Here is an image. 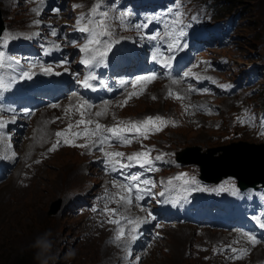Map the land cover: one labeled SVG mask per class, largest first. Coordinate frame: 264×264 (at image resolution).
I'll return each instance as SVG.
<instances>
[{"label": "rangeland", "instance_id": "obj_1", "mask_svg": "<svg viewBox=\"0 0 264 264\" xmlns=\"http://www.w3.org/2000/svg\"><path fill=\"white\" fill-rule=\"evenodd\" d=\"M221 1V6L230 5L237 7V12L241 10L247 21L246 28L238 31V29L244 27L243 18L235 14L231 20L234 37L228 38V40L234 46L226 50L234 60L231 64L235 65V62L242 63L244 60H251L252 57L250 56L257 50L261 54L260 57L263 61L264 0ZM21 10L25 14V9L22 5L19 4L14 7L13 0H0V21L3 25H7L9 17L4 14L11 16L16 14L15 17H19L21 13L18 12ZM247 30H252V33L245 35L244 32ZM206 37L208 39L212 38L210 35H206ZM192 39L198 44L205 42L199 36H192ZM262 68L264 69V64ZM239 73V69L235 67L230 72V75L236 77L237 80ZM156 87L157 84H153L151 89ZM178 89V94L184 97L188 96L185 88ZM234 94L237 95L236 92L232 93V95ZM166 96L162 91L149 90L148 94L139 95L133 101L135 102L133 105L124 107L122 110L129 113H141L144 111L162 110L163 108H175L173 106L174 103L164 101ZM190 96H193V94H190ZM150 97H152V100ZM222 99L223 97L218 98L215 96L218 107L228 105L225 101L221 102L220 100ZM137 100L139 101L137 102ZM258 100L264 102V94L259 95ZM0 102H3L1 97ZM205 102L206 97L204 95H201L196 100L197 105L201 103L203 106ZM104 106L105 103L99 104L91 107L89 111L95 113ZM41 109L43 112H48L47 108ZM50 112L52 111L48 113ZM63 115L65 116V113ZM53 116L59 117L60 114L55 112ZM194 116L201 124H198L197 121H191L188 127L167 125V132L157 133L154 141L160 143L171 142L176 149L191 147L189 149L192 152H187L186 154L192 157L197 156L195 153H198V151L206 152L208 148L216 146L217 148L214 147L211 153L219 155L218 153L221 151L219 134L225 132V130L211 127L209 123H205L204 113L194 112ZM72 117H76V113L73 112ZM98 118L105 121L104 116ZM107 119L110 123L105 122L106 126H112L115 124L117 117L111 118L108 115ZM30 124L27 127H30ZM52 125L53 123L45 119L44 128L50 145L53 143L51 138ZM242 141L245 140L242 139ZM247 144L248 147L253 145L254 149H264V146L253 143L251 139H249ZM112 145H114V151H117L120 147L119 143H113ZM61 148L63 147L55 151ZM55 151H51L50 156L36 166L35 172L28 179L26 185L16 183L12 177H9L5 183L0 184V264H7L14 260L21 264H90V261H95L101 255L106 254L101 238L98 237L101 235L96 234L97 231H110L113 229L111 224L103 223L106 219L100 212L103 205H97L95 207L97 211H93V208H88L80 213L67 215L63 214V208L56 209L59 203L64 202L63 197L67 195L66 192L70 187H72L70 192L73 202L71 207L77 203V200H81V196L76 193V190L87 188L91 192L98 188V178L93 171L95 167L87 157L75 148L61 149L52 154ZM198 154L201 156L200 153ZM248 155H251V153H248ZM82 164L85 167L83 172L80 170ZM241 167L248 171V166L245 163L241 164ZM263 167L264 164H257L255 170L263 169ZM94 179L97 182L92 181ZM84 190L86 193L88 192L86 189ZM49 230L51 234L46 236L45 234ZM188 230L189 227L186 225H181L176 229H168L166 231L167 237L163 240V243L151 252L150 256L143 261V264H210L193 256V254L186 255V249L191 247L190 243L195 237L192 234V230L187 233ZM79 232L82 233L79 234ZM189 234H191V237ZM198 238H201V236H198ZM38 240H48L51 243V247L45 250L41 245L37 244ZM71 241L72 244L69 248H72L74 252L70 255H65L63 258L66 247ZM257 251L259 253L264 252V248L259 247ZM18 254H21L22 257H17ZM97 264L106 263L100 259Z\"/></svg>", "mask_w": 264, "mask_h": 264}, {"label": "snow or ice", "instance_id": "obj_2", "mask_svg": "<svg viewBox=\"0 0 264 264\" xmlns=\"http://www.w3.org/2000/svg\"><path fill=\"white\" fill-rule=\"evenodd\" d=\"M40 4L44 3V0H39ZM175 3L178 5L179 0H175ZM74 7H78V5H74ZM101 0H97V4L90 10V13L87 17L81 16L77 19L76 24L74 26V30L80 32L84 35V43L75 44V47H78L80 52L83 53V56L80 60V63L85 65L86 67H95L99 66L104 62L107 53L111 50L112 44L116 41H112L110 39H105V37H111L112 35V27L110 21L113 19L119 20L121 24L125 21L128 12H123L119 16L112 17L109 16L107 11H101ZM38 16L40 14L38 8L32 9ZM54 12L58 13L60 11L59 8L53 9ZM184 12H182L179 7L173 13V19L166 25V28H170V31L165 32V36L170 38V43L167 45V50L169 52H173L175 50H179L181 46L180 37H184L186 35L185 28L187 25L184 24L183 21ZM193 19H196L193 17ZM34 24L39 25L41 21L39 19L33 21ZM137 28L147 27V25H137ZM33 35H38V33H34ZM52 35L56 36L57 32L55 29L52 30ZM15 37L7 36L0 37V40H3L4 44L8 43V40L14 39ZM155 35L149 37V39H156ZM186 46V45H185ZM56 49L59 48V45H54ZM160 55L159 52L153 55V60H157V56ZM18 63V62H16ZM62 63H67L64 61ZM9 66L6 64L5 53L0 51V68H4ZM163 67L171 68V57L163 60ZM36 67L35 64H29L28 71H22L19 75L20 80L31 79L35 73L31 71L32 68ZM40 70L45 73H51V66L44 67L40 66ZM65 71H68L65 68ZM59 75L60 73H56ZM185 77H195L200 79V77L191 71L184 73ZM94 76H85L83 80H78L77 83L81 84L85 88H90L92 85L90 84L91 80H94ZM157 79L155 73L145 76H139L135 80L131 81L133 88L138 84H147ZM203 79H210L208 77H204ZM16 82V78L13 77L10 83L4 81L3 78H0V90H7L11 88L12 83ZM215 83V81H212ZM178 83L177 80H172V84ZM221 88H227V85H218ZM142 91V89H141ZM188 92H194L196 89L189 85ZM203 91L207 92L208 89H204ZM140 93L136 91L129 92L127 97L123 102L119 104L120 107H123L124 104L127 103V100L130 99L134 95H139ZM167 95L177 100L183 101L185 99L184 96L174 93L171 88L168 89ZM155 99V97H153ZM107 103L105 102V106L96 111L95 113H90L91 105L86 100H80L77 102V105H69L65 109V115L69 117L71 121V116L73 114V109L76 113L79 114L80 119L76 120L73 124L69 122L66 128L62 130H58L55 132V137L57 138L54 143H52L51 147L48 149L49 152L55 151L60 143L61 138H63V143L73 146L87 149L89 152L92 150H98L101 153V159L105 164V170L113 173H118L122 179H113L110 181L111 186L115 191L105 190V196L102 198L105 200L104 206L100 209V212L106 219L103 223H108L115 226V235L114 241L119 242L125 247L131 244V242L138 239V230L141 224L147 222L146 220L136 217L132 218L127 215V211L130 206L133 205L134 202L136 207H140L139 201L144 198L145 194H150V188L148 185H153V182L149 179H142L140 174H132L126 172L127 169H131L133 167L139 166L141 168H146L147 171L155 170L152 167L153 158L150 156L151 149H145L139 152H134L130 155H126L124 152L120 151H110L113 143H119L121 145H130L134 140L143 138L147 139L148 135L154 131H160L162 127L167 126L171 123L173 126L175 125V121L166 120L164 117L159 115L157 116H148L145 117L141 121H117L112 126H106L99 123L98 120L90 118L91 115L95 117H102L108 113ZM52 107H57V105H52ZM191 105L185 106V111ZM203 107V106H198ZM14 119V118H13ZM59 119V117H57ZM241 123L246 122L243 118H238ZM83 126V127H81ZM5 127V122L0 120V128ZM75 129V130H74ZM82 139L83 143H76L77 140ZM142 148L144 146L142 145ZM14 155V154H13ZM162 155H158L155 157V160H161ZM38 162V161H37ZM187 176L186 173H180L176 177L172 178L175 180L183 179L185 184H197L195 177L189 179H184ZM172 183V180H169V184ZM187 190V189H186ZM197 190V189H192ZM216 191H223V187L219 189H214ZM163 195V193H160ZM110 204H115L117 207H109ZM93 211H97L96 208H93ZM141 211H146V209L141 207ZM151 214L149 213V216ZM261 228H264V223L260 225ZM246 237L247 241L255 246L259 241L256 239L254 235H251L247 232L242 234ZM234 243H236L234 241ZM232 253L233 256L230 257L232 259H239L242 255L246 254L248 249L246 248H233L231 245L226 246ZM224 249H220L223 251ZM213 251H217V249H213ZM236 253H240V255H236ZM131 255V253H128ZM140 257H136V260L139 261Z\"/></svg>", "mask_w": 264, "mask_h": 264}, {"label": "bare ground", "instance_id": "obj_3", "mask_svg": "<svg viewBox=\"0 0 264 264\" xmlns=\"http://www.w3.org/2000/svg\"><path fill=\"white\" fill-rule=\"evenodd\" d=\"M106 10H109V7H105ZM117 16H118V13H115ZM1 23V28L4 27L6 28L10 33H14L16 31V24L13 23L11 27H8L7 25H3V23L0 21ZM0 28V29H1ZM8 36H12V35H8ZM7 37V36H6ZM13 37V36H12ZM28 47L30 50L34 51L35 53L38 54V56L40 58H42L45 62H49L50 60V57L49 55L46 53L44 47L42 45H40L39 43H34V42H28ZM109 54L111 56V58L113 59L114 61V66L110 67V68H107V69H97V70H93L92 71V74H94L95 76L97 77H116L117 74H118V65H120L122 63V60L118 57V55L113 52V51H109ZM12 62L11 59H6V64H10ZM32 70H34V68H32ZM64 89L67 91V92H70L71 89L69 87H64ZM181 89V88H180ZM178 89V90H180ZM186 91V90H185ZM187 92V91H186ZM182 94V93H181ZM192 95V94H191ZM13 96L14 98L19 101V102H24L29 96H36L39 98L40 100V105H41V108H47L48 112L49 111H52V110H56V109H59V108H66V104L64 103H59L56 101V92L55 91H50V90H47V89H40L38 88L36 85L28 82L27 80H23L18 88L16 90L13 91ZM183 96V95H182ZM0 97L2 99V101H6V96L3 94V93H0ZM139 97V96H138ZM187 97V96H186ZM204 97H206L204 95ZM145 98V96H144ZM139 100H137L138 102ZM222 102V101H221ZM52 105H57V107H52ZM199 106H202L201 103L199 104ZM11 114H12V118H14L18 124L24 126V127H27L28 124H30V121H31V118H28L26 116H23V115H20L19 113H16L14 111H11ZM197 114V113H196ZM204 117V116H203ZM41 135V134H39ZM41 139L43 141L44 139V136L41 135ZM61 149H72V148H69V147H63ZM59 149V150H61ZM247 149V148H245ZM59 150L53 152L52 154H55L56 152H58ZM246 151V150H245ZM196 155H199L198 153H196ZM32 155L29 153L27 155L28 158H30ZM158 155H155L154 157H156ZM200 156V155H199ZM219 155H214L213 157H211L210 160H214V157H217L218 158ZM202 159V162H200L199 164L202 165V166H205V161H207L208 159L207 158H201ZM218 160V159H217ZM252 162H254L255 164H264V150H262L261 148H256L252 154L250 155V157H248L247 161H246V165L248 166V168L253 164ZM41 163V162H40ZM39 163V164H40ZM38 164H35V167L37 166ZM234 165L236 166L237 163L235 162ZM241 167V164L240 165H237V168H240ZM157 167L159 169H163V165L162 164H159L157 165ZM135 168V167H133ZM229 167L228 166H216V163L211 166V170L210 171H207L205 172L207 175H214V173H221L223 172V170L225 169H228ZM234 169V167H232ZM28 169V167H27ZM240 179L241 181H244L246 182V184L252 179L253 181L254 180H260V182L262 181V178L264 177V169H260V170H248L246 171V169L242 168L241 167V171H240V174H239ZM9 177H12L11 174H6L4 175L3 173L0 174V184H3L6 182V180L9 178ZM98 178V186H99V182L100 180L102 179L101 177L97 176ZM258 182V181H257ZM98 188L94 189L91 191V193L95 192ZM79 200H77L78 202ZM77 204V203H76ZM75 204V205H76ZM74 205V206H75ZM179 239V238H178ZM182 240V239H181ZM260 250V249H259ZM259 252V251H258Z\"/></svg>", "mask_w": 264, "mask_h": 264}, {"label": "water", "instance_id": "obj_4", "mask_svg": "<svg viewBox=\"0 0 264 264\" xmlns=\"http://www.w3.org/2000/svg\"><path fill=\"white\" fill-rule=\"evenodd\" d=\"M0 28H1V23H0ZM241 142V141H240ZM240 142H237V143H232L233 144V149H238V150H234V151H236V152H239V150H240V148H241V145H242V143H240ZM238 144H240L239 146H238ZM253 146V145H252ZM251 145H249V147H251V148H253ZM239 147V148H238ZM189 148H191V147H189ZM214 149H213V147H211V148H208L207 149V151L206 152H209L208 153V157H207V155L204 153H202V152H200V154H201V156H199V157H201V158H209L210 156H209V154H211V151H213ZM187 152H189V150L188 149H185V150H182V151H179L177 154H176V158L178 159V160H180V161H187V162H192V160H191V158H188V156L189 155H187L186 153ZM240 153V152H239ZM247 153V152H246ZM246 153H244V156H246ZM234 157V155L232 154L231 155V157L230 158H228V159H226V157H224L223 155L222 156H220V157H218L217 159H215V160H207V161H205V165L207 166V168H211V166H213L215 163H216V166H219V165H221L223 162H224V160L226 159L227 161H228V163H231V161H232V158ZM193 159H196V156H194L193 157ZM247 157L244 159L243 158V163H246V161H247ZM253 164L248 168V170H255L256 168H257V164H255L254 162H252ZM243 165V164H242ZM231 166H234L235 168L233 169L232 167H229L228 169H225V170H223V172H221V174L222 175H226V174H233V175H235L237 178H238V185L240 186V187H245V186H247V185H254V182H260V180H250L247 184H246V182H244V181H241V179H240V177L241 176H239V174H240V171H241V167L240 168H238L237 169V165L235 166L234 165V163L233 164H231ZM201 169H202V167H201ZM263 169H264V167H263ZM200 177H202V178H204V179H209V177H207L205 174H200ZM219 178V177H218ZM264 178V177H263ZM263 178H262V180H263ZM217 179V178H216ZM216 179H214V180H216Z\"/></svg>", "mask_w": 264, "mask_h": 264}, {"label": "clouds", "instance_id": "obj_5", "mask_svg": "<svg viewBox=\"0 0 264 264\" xmlns=\"http://www.w3.org/2000/svg\"><path fill=\"white\" fill-rule=\"evenodd\" d=\"M50 230L48 233H46L45 235L48 236L50 235ZM38 245H41L45 250L49 249L51 247V243L48 240H38L37 241Z\"/></svg>", "mask_w": 264, "mask_h": 264}, {"label": "trees", "instance_id": "obj_6", "mask_svg": "<svg viewBox=\"0 0 264 264\" xmlns=\"http://www.w3.org/2000/svg\"><path fill=\"white\" fill-rule=\"evenodd\" d=\"M226 1H227V0H226ZM240 1H242V0H240ZM229 6H230V5H229ZM205 169H206V172L209 171V168L205 167ZM17 257L21 258L22 255H21V254H18ZM7 264H21V263L18 262L17 260H14L13 262H9V263H7Z\"/></svg>", "mask_w": 264, "mask_h": 264}]
</instances>
